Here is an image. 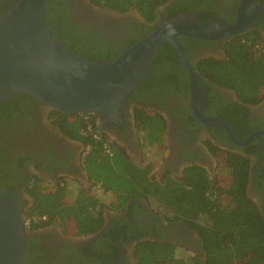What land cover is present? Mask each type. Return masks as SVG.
Masks as SVG:
<instances>
[{
	"label": "trees",
	"instance_id": "1",
	"mask_svg": "<svg viewBox=\"0 0 264 264\" xmlns=\"http://www.w3.org/2000/svg\"><path fill=\"white\" fill-rule=\"evenodd\" d=\"M16 1L0 0V16ZM88 1L97 9L118 14L134 10L143 22L136 27L135 35L133 33L117 43L99 35L85 39L80 37V30L66 26L69 0L48 1L45 25L55 41L63 43L69 55L92 63H104L115 59L149 34L154 29V26H149L156 23L157 11L170 0ZM184 12L185 9H182L168 14L165 20ZM185 40L191 39L179 38L182 47ZM191 41L206 44L199 40ZM223 51L224 57L220 60L200 59L194 64V70L205 88L207 106L215 100L213 93L216 89L232 94L237 105L252 107L264 101V39L258 26L227 41ZM188 87V78L178 64L172 47L166 43L155 55L145 79L132 96L137 101L149 92L162 94L168 89L187 96ZM21 100H36L43 104L35 97L21 95L1 102L0 113L6 105ZM237 105L224 104V115L218 116L233 128L236 139L240 141L243 135L238 131L237 124L245 119L237 110ZM48 119L63 136L80 142L86 148L81 163L92 188L77 187V190L71 191L67 183L48 188L36 176L25 188L32 200L27 211L22 212L29 232L57 223L65 232L68 229L69 232L76 231L79 236L93 235L103 226L99 206L101 197L110 199L111 210H120L127 201L144 200L154 213L164 215L168 221H182L195 230L204 256L200 260L182 257L169 245L145 241L133 247L132 259L136 264H264V219L246 192L251 172L248 158L227 152L224 156L227 161L219 169L220 175L215 182L197 167L186 169L180 180H171L167 176L155 180L150 176V162L137 167L108 144L106 135L97 126V115H65L50 110ZM134 123L142 155H149L150 159L159 157L162 154L164 118L144 108H136ZM213 150L216 148L213 147ZM27 241L23 264L30 249L29 236Z\"/></svg>",
	"mask_w": 264,
	"mask_h": 264
},
{
	"label": "flooded vegetation",
	"instance_id": "2",
	"mask_svg": "<svg viewBox=\"0 0 264 264\" xmlns=\"http://www.w3.org/2000/svg\"><path fill=\"white\" fill-rule=\"evenodd\" d=\"M238 2L239 0H170L157 11L156 23L149 27L159 22L160 15L165 20L166 15L182 9L196 13L198 20L202 18L206 22L233 25ZM254 3L258 5V1L254 0ZM67 10L69 17L66 26L80 30V37L85 39L99 35L117 43L136 33L138 24H143L134 10L118 14L97 9L88 0H69ZM256 25L264 39V9L251 30ZM237 36L201 41L206 43L204 45L192 43V39L185 40L182 49L188 54L186 56L184 53L194 68V64L200 59H222L224 44ZM213 94L215 100L207 106V99L203 116L223 120L218 115H224V104L237 105V101L232 94L222 90L216 89ZM188 100V93L183 96L172 89L165 90L162 94L149 92L137 101L132 96L112 121L105 122L103 118L97 117V126L106 135L108 144L123 153L132 164L141 167L145 163L149 164V161L146 162L138 147L134 110L144 108L161 115L165 120L160 147L162 158L158 163L159 176H152L159 180L164 176L180 180L186 169L197 167L215 182L227 152L248 158L251 172L246 192L264 219V137L257 135L244 148L237 147L222 129L208 127L195 120L191 116ZM237 107L243 114V120L245 119L243 123L241 121L237 124L238 131L243 135L240 142L264 132V101L252 107ZM49 114L50 109L36 100L12 102L0 113V191L6 192L13 199L21 213L26 212L32 204L25 188L36 176L52 187L67 183L69 186L72 184L84 189L92 188L81 163L86 148L54 128L48 119ZM213 147L216 148L215 151ZM155 162L151 160V166ZM102 216L103 226L93 235L79 236L76 231L69 232L68 229L65 232L57 223L33 232L28 231L30 249L27 251L25 264H136L132 259L133 247L145 241L169 245L182 257L200 260L204 256L202 243L195 230L182 221H168L164 215L154 213L144 200L127 201L120 210H111Z\"/></svg>",
	"mask_w": 264,
	"mask_h": 264
},
{
	"label": "water",
	"instance_id": "3",
	"mask_svg": "<svg viewBox=\"0 0 264 264\" xmlns=\"http://www.w3.org/2000/svg\"><path fill=\"white\" fill-rule=\"evenodd\" d=\"M49 0H17L0 16V103L25 95L65 115H97L112 121L145 79L153 59L169 44L188 77L191 116L205 126L222 129L230 142L244 148L264 132L237 141L226 122L203 116L207 97L203 82L187 61L180 37L216 41L251 30L264 9V0H239L236 21L202 22L191 11L170 20L159 16L154 29L115 59L92 63L65 52L64 44L46 28ZM252 7H254L252 12ZM26 221L13 199L0 191V264H23Z\"/></svg>",
	"mask_w": 264,
	"mask_h": 264
},
{
	"label": "rangeland",
	"instance_id": "4",
	"mask_svg": "<svg viewBox=\"0 0 264 264\" xmlns=\"http://www.w3.org/2000/svg\"><path fill=\"white\" fill-rule=\"evenodd\" d=\"M145 159H146V162L147 161H151V160H153L155 163L153 164V166H152V173H154V174H151L150 176H151V178L152 179H155V180H159V179H156V178H154V177H152L153 175H156V176H159V174L157 173V172H159L158 171V169H159V161L161 160V158H162V154H160L159 155V157H157V158H154V159H150V156L148 155V156H146L145 155V157H144ZM225 161H227L226 160V157H223V162L225 163ZM141 165H143V164H141ZM223 167V166H222ZM223 184H224V182H223ZM47 187L48 188H52V186H50V185H47ZM77 187L78 186H76V185H72V184H70V186H69V188H70V190L71 191H75V190H77ZM79 188V187H78ZM109 204H110V199L107 197V196H105V197H101L100 198V210H101V212H102V214H105V213H107L108 211H111V209L109 208ZM186 255H188V256H190V254H186ZM184 257H187V256H184Z\"/></svg>",
	"mask_w": 264,
	"mask_h": 264
}]
</instances>
